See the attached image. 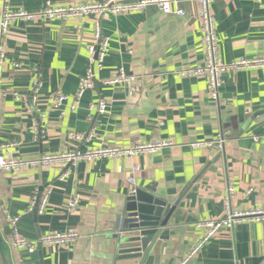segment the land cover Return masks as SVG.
<instances>
[{
  "label": "crops",
  "instance_id": "obj_1",
  "mask_svg": "<svg viewBox=\"0 0 264 264\" xmlns=\"http://www.w3.org/2000/svg\"><path fill=\"white\" fill-rule=\"evenodd\" d=\"M45 1L71 6L105 0H12V7L38 13ZM173 10L184 11L185 16L151 6L140 13L83 23L11 25L0 93V157L32 159L127 148L155 139L170 140L175 146L155 155L80 162L70 168L0 172V242L4 243L0 264H112L115 217L133 190L152 186L158 197L177 203L161 264H264V222L223 229L193 254L205 234L198 223L223 216L229 183L235 186V208L264 209V139L260 138L264 137V68L225 74L218 100L211 99L206 79L176 75L204 64L197 4L182 1ZM212 13L224 63L264 57V8L254 0H216ZM96 25L109 39L108 56L94 88L73 112L74 97L94 63L88 46L95 43ZM120 68L136 81L105 85L103 81ZM36 80L42 88L32 115L28 106ZM57 91L69 98L59 111L49 101ZM102 99L108 104L104 115L89 110ZM35 122L43 135H36ZM92 131L91 141L70 138L72 133ZM222 134V150L191 147ZM134 168L138 170L132 173ZM132 175L134 185L128 183ZM49 186L53 188L49 205L35 217L28 212L30 204ZM75 195L80 196L78 209L69 214L67 205ZM5 211L20 217L19 231L31 242L65 232H76L80 238L71 249L42 246V259L39 246L35 254L15 251L6 232Z\"/></svg>",
  "mask_w": 264,
  "mask_h": 264
},
{
  "label": "built area",
  "instance_id": "obj_2",
  "mask_svg": "<svg viewBox=\"0 0 264 264\" xmlns=\"http://www.w3.org/2000/svg\"><path fill=\"white\" fill-rule=\"evenodd\" d=\"M182 1H193L197 4V17L201 25L202 49L204 53V64L197 68L183 69L176 72L179 78H204L207 81L210 97L218 100L219 89L223 84V77L229 72H235L246 69L264 68V57L243 58L230 63H224L220 57V47L218 43L216 18L212 13V6L216 0H105L103 2H92L84 5H66L56 6L51 1H45L42 9L38 13H30L25 10H14L12 0H0V93L4 82V71L6 65V40L10 33L11 25L16 21H24L32 24L43 22H54L64 20H74L80 23L89 18L99 19L105 16L131 15L140 13L148 7L155 6L165 14H174L185 16L182 10H173V5ZM261 8H264V0H254ZM93 45L88 46L90 55L94 58L93 66L87 71L80 84L79 90L74 97V103L71 107L76 112L85 93L92 90L97 79V74L103 71L106 58L109 52V39L100 33L98 25L94 31ZM96 57V59H95ZM19 67V65H16ZM136 81V76L129 75L124 68H120L115 75L105 79L103 83L108 86L122 84H132ZM42 83L36 80L34 89L30 96L29 111L35 114V106L38 104ZM68 97L60 91L50 95L49 101L53 110L59 111L68 101ZM108 104L101 100L98 105H91L90 111H95L100 115L107 112ZM41 124L45 121V115H41ZM38 123H34L37 136L43 135L44 131L38 128ZM94 137V131L89 134L72 133L70 138L78 142L91 141ZM263 138L264 137H260ZM259 138V139H260ZM258 141V139H255ZM175 146V143L166 139H155L148 143H139L127 148L122 147H103L92 149L85 152L71 151L49 155H42L37 158H6L0 157V172L12 173L20 171H31L49 167L68 168L77 165L80 162L93 163L103 159H127L141 155H155L166 149ZM225 146V136L220 135L215 141L208 143H192L193 148H216L222 150ZM134 168L132 173L137 172ZM128 183L135 184L134 176L128 179ZM133 190L132 192H134ZM53 188L47 187L40 195L36 194L30 204L29 211L33 213L37 208V214L43 215L49 205ZM251 191H248V194ZM235 186L229 183L227 189V198L224 205V214L219 219H206L198 223V227L205 229V234L200 243L195 247L193 254L200 251L206 243L213 240L223 229L232 230L240 223H263L264 209L244 210L233 206L235 199ZM80 196L75 195L67 205L69 214L77 211ZM5 213L6 221L11 230L10 246L15 251H26L29 254H35L39 245L45 247H60L71 249L77 243L80 235L76 232L53 233L46 235L38 242H31L25 239L19 231L20 217H12ZM186 261L182 264H185ZM237 264V263H233Z\"/></svg>",
  "mask_w": 264,
  "mask_h": 264
},
{
  "label": "water",
  "instance_id": "obj_3",
  "mask_svg": "<svg viewBox=\"0 0 264 264\" xmlns=\"http://www.w3.org/2000/svg\"><path fill=\"white\" fill-rule=\"evenodd\" d=\"M155 190L152 186L131 192L123 211L115 217L111 236L115 241V260L112 264H161L163 244L169 237V221L177 203L158 197ZM39 199L40 195L38 202ZM33 215L37 217V208ZM6 232L11 235L9 227ZM3 244L1 241V248ZM38 249L42 259V245Z\"/></svg>",
  "mask_w": 264,
  "mask_h": 264
}]
</instances>
